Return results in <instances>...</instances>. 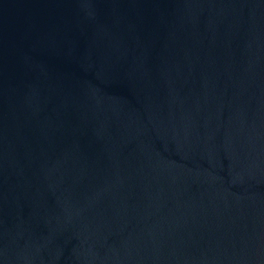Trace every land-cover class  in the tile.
<instances>
[{"label": "water", "instance_id": "obj_1", "mask_svg": "<svg viewBox=\"0 0 264 264\" xmlns=\"http://www.w3.org/2000/svg\"><path fill=\"white\" fill-rule=\"evenodd\" d=\"M0 264H264V0H0Z\"/></svg>", "mask_w": 264, "mask_h": 264}]
</instances>
